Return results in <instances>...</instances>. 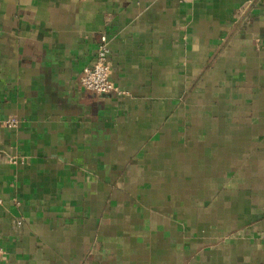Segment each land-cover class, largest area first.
<instances>
[{
	"label": "crops",
	"instance_id": "crops-1",
	"mask_svg": "<svg viewBox=\"0 0 264 264\" xmlns=\"http://www.w3.org/2000/svg\"><path fill=\"white\" fill-rule=\"evenodd\" d=\"M0 196V264H264V0H0Z\"/></svg>",
	"mask_w": 264,
	"mask_h": 264
},
{
	"label": "built area",
	"instance_id": "built-area-1",
	"mask_svg": "<svg viewBox=\"0 0 264 264\" xmlns=\"http://www.w3.org/2000/svg\"><path fill=\"white\" fill-rule=\"evenodd\" d=\"M109 38L107 33L102 32L99 35L95 56L93 61L85 65L82 68L80 74V84L85 89L92 91L96 94H121L120 90L116 84L112 81L111 74V62L109 59ZM4 123L13 127L17 124V120L14 117H10L4 121ZM1 202V196H0ZM4 255V249L0 246V259Z\"/></svg>",
	"mask_w": 264,
	"mask_h": 264
}]
</instances>
